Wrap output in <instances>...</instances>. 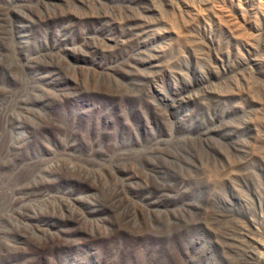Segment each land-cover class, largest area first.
<instances>
[{"label":"rangeland","instance_id":"rangeland-1","mask_svg":"<svg viewBox=\"0 0 264 264\" xmlns=\"http://www.w3.org/2000/svg\"><path fill=\"white\" fill-rule=\"evenodd\" d=\"M0 264H264V0H0Z\"/></svg>","mask_w":264,"mask_h":264}]
</instances>
